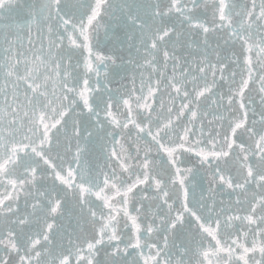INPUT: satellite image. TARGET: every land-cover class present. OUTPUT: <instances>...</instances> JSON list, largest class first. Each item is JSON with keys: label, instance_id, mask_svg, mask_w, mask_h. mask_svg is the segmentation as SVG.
Here are the masks:
<instances>
[{"label": "snow or ice", "instance_id": "1", "mask_svg": "<svg viewBox=\"0 0 264 264\" xmlns=\"http://www.w3.org/2000/svg\"><path fill=\"white\" fill-rule=\"evenodd\" d=\"M0 264H264V0H0Z\"/></svg>", "mask_w": 264, "mask_h": 264}]
</instances>
